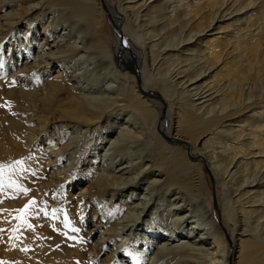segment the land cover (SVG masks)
Segmentation results:
<instances>
[{
	"label": "bare ground",
	"instance_id": "obj_1",
	"mask_svg": "<svg viewBox=\"0 0 264 264\" xmlns=\"http://www.w3.org/2000/svg\"><path fill=\"white\" fill-rule=\"evenodd\" d=\"M212 1L0 0V159L32 158L25 203L58 212L38 218L52 247L12 231L0 264L25 243L62 264H264V24L233 40L254 0Z\"/></svg>",
	"mask_w": 264,
	"mask_h": 264
},
{
	"label": "rangeland",
	"instance_id": "obj_2",
	"mask_svg": "<svg viewBox=\"0 0 264 264\" xmlns=\"http://www.w3.org/2000/svg\"><path fill=\"white\" fill-rule=\"evenodd\" d=\"M222 1H225L226 3H231V4H233V2H234L235 6H237L239 4H242V2L244 0H238V1H236V0H232V1H230V0H222ZM253 2H254V7L253 8H255V9L250 7V9H252L251 10L252 13L249 14V16L251 15L250 18H246L245 14L244 15L238 14L241 17L244 16L243 17L244 21L242 20V18L241 19H237V22L234 23L233 28L231 27L233 29V30L231 29L233 31V35H230V37L233 40H237V37L239 38V35H240V37H244V35L242 36V34L244 33L246 35L245 32H247V33L248 32H252L251 34L248 33L250 36H252L257 31L255 29H257L258 26H262L264 24V12H263L264 11V6H263L264 5V0H254ZM110 3L113 4V5H119L120 4L119 0H110ZM210 3L212 4L213 1L211 0ZM259 4H260V7L257 6ZM242 6L243 5H240L238 7H242ZM257 7H258V9L259 8L260 9L262 8V9L258 10ZM106 10L109 11L107 8H106ZM254 13H256V14L254 15ZM253 16H255V17H253ZM248 19H250V20L246 21ZM238 21H240L241 23L243 22L244 24L242 23V25H244V26L248 22L247 25L249 27L246 25L244 27V29H242L243 26ZM245 21H246V23H245ZM234 26L235 27L237 26V27L235 28ZM239 27H240V30H238ZM247 27L250 28L251 31H248L249 29ZM104 30L106 31V34L109 35L111 40L114 41V39H115L114 31H115V33H117V32H116V30L114 28L113 20L109 17V15H107V23L105 22ZM244 30H246V31H244ZM252 30L253 31L255 30V32L253 33ZM229 33H231V31H229ZM234 36H235V39L233 38ZM112 37H113V39H112ZM232 42H234V41H232ZM241 49H239V50L241 51ZM251 58H254V56L251 57ZM150 89L152 90V89H156V88H151L150 87ZM8 97L9 96H8L7 90L3 86L0 85V107L4 106L6 100H9ZM171 114H172V120H173V125H172L171 132H172V135H175L176 131L174 130V128L176 127L175 126L176 115H175V113L173 114V111H172ZM240 116L238 115L235 118H233L232 120H234V122H232L231 125L238 126L239 124H238L237 121H239L241 118H243V117H240ZM0 117H1V113H0ZM5 144H6V141H5ZM7 144H9V143H7ZM183 146H184V144H183ZM25 157H28V156H25ZM8 158L9 159H5V158L4 159H0V237L4 238L6 235H9L12 231L25 232L26 227L27 228L29 227L28 229L31 232H34L33 230H35L34 233H36V232L37 233L35 235H34V233L31 234L30 238L29 239L27 238V239L28 240L31 239L30 241H33L34 240V236H35L36 237L35 239H37L39 241V242L36 241L37 244H38V247H40V249L42 248L41 251L46 252L52 246H47L46 245L47 241L45 240V238L41 237L40 234H38V231H37L38 226L39 225L43 226L42 223H41V220L39 219V221H38L39 214H42L44 216V220L47 217L49 219L53 220V219H56L55 216L58 214V212H56V211H53L54 213L53 212L52 213L49 212L48 208L46 207L47 204L45 202L43 204H39L36 200H32V202L33 201H35V203L37 202L36 204L33 203V204H35V206L31 203V201L25 203V200L31 194L30 193L31 191H29L30 188L28 187L27 183L32 181L33 176L31 178V175H33V173H34L33 170H35L34 167H37V164L30 157H28V158L22 157L20 160H17V159L13 160L12 157L11 158L8 157ZM84 167L85 166H82L83 169H84ZM85 172H86V170H85ZM207 180H208V182H210V184L208 183V187L210 189L211 179L209 180V178L207 177ZM27 187H28V189H27ZM211 188H212V185H211ZM26 190H28V191H26ZM215 192H216V194H215L216 196L213 195V191H212V195L213 196L209 195L210 196L209 199L206 200L207 201V205L209 204L208 206H209L212 214L216 218L217 222L219 220H221V222H219V223L225 224L227 226V228L229 229V233H231L232 232L231 229H232V227L234 225L230 222L229 218L226 217L225 214H223L222 210H221L222 214L219 213L220 217L218 216V213L216 211L215 203L217 204L218 208H221V204H222L220 187L215 188ZM3 195H8V197H10L12 199H16V201H18L19 205L17 207H15V208L12 207L13 210L10 209V208L8 209L7 207H5L2 204L5 201ZM19 201H21V202H19ZM18 212H19V214H18ZM20 218L23 220V223L17 225V223L22 222V220ZM35 218L37 220H35ZM47 219H46V221H48ZM17 220L19 222H17ZM48 224H49V226H48V228H49L51 223L48 221ZM74 234H76V233L72 234V232H69V231H66L65 233L62 232V235H64V237L68 240L67 242L63 241L62 245L65 244L68 247L70 246V248H71V246L76 247V244H77L76 241L77 240L75 239V235ZM37 235H39V236H37ZM52 244L57 248L56 243L53 242ZM57 245L60 246V244H57ZM23 247H24L23 248L24 254L21 253V251H22L21 249L16 250L15 252L18 253V256L16 258H14L13 260H11V262L9 264H62V263L58 262L59 260L57 259V257H55L54 260H53V262H55V263H52V260L49 261L48 254L46 256L45 261H43L42 259L38 260L37 258H35V256H32V255L28 254L29 247H28V245H26V243L24 244ZM43 248H45V249L43 250ZM74 263L75 264H84L83 262H81L79 260H74Z\"/></svg>",
	"mask_w": 264,
	"mask_h": 264
},
{
	"label": "snow or ice",
	"instance_id": "obj_3",
	"mask_svg": "<svg viewBox=\"0 0 264 264\" xmlns=\"http://www.w3.org/2000/svg\"><path fill=\"white\" fill-rule=\"evenodd\" d=\"M32 203H35V201H33Z\"/></svg>",
	"mask_w": 264,
	"mask_h": 264
},
{
	"label": "water",
	"instance_id": "obj_4",
	"mask_svg": "<svg viewBox=\"0 0 264 264\" xmlns=\"http://www.w3.org/2000/svg\"><path fill=\"white\" fill-rule=\"evenodd\" d=\"M217 204L215 203V206H216Z\"/></svg>",
	"mask_w": 264,
	"mask_h": 264
}]
</instances>
